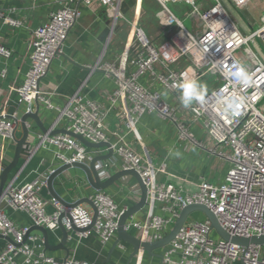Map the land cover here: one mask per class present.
Instances as JSON below:
<instances>
[{"label": "built area", "instance_id": "obj_1", "mask_svg": "<svg viewBox=\"0 0 264 264\" xmlns=\"http://www.w3.org/2000/svg\"><path fill=\"white\" fill-rule=\"evenodd\" d=\"M94 1L113 13L112 28L124 17L119 11V0H66L57 11L32 31L29 43V68L23 83L17 90L18 104L25 107L24 113L34 111L38 102L47 110L57 113L55 123L46 133L34 134L30 145L25 148L24 166L41 150L53 151L58 166L36 176L23 184L17 178L4 185L0 195V236L8 237L0 249V264H95L74 257L57 260L48 256L43 238L30 231L31 227H43L56 232L57 220L62 212L69 218H62V225L71 231V225L85 229L91 225L92 211L82 205L63 208L50 198L46 200L41 192L46 189L47 179L59 166L70 163L88 164L95 156H101L99 149L90 150L79 141L65 134L51 132L60 126L66 132L81 136L93 143L111 144V158L95 164V171L101 181L108 179L116 161L121 170L135 171L146 189L147 205H157L161 215H152L145 223L129 220L127 231L136 229L140 239L152 242L163 238L178 218L181 209L189 205H202L214 214L219 226L230 237L251 238L264 235V115L258 105L264 101V59L250 43L256 39L264 42V25L249 34L242 33L238 23L227 9L228 2L236 9H243L249 0H212L207 6L197 5L198 0H156L168 14L177 32L186 40L190 52V63L182 69L170 68V63L161 50L156 48L144 28L136 23L130 24L131 40L129 48L133 54L125 72L113 63L98 62L89 70H100L112 78L116 89L108 96L110 106L104 108L87 98L79 87L63 107L51 104L48 94L39 90L40 80L46 75L52 60L62 52V47L70 28L81 17L80 6H90ZM185 3L196 15L199 26L195 33L187 31L182 22L168 8V3ZM15 9L4 12L0 9V22L12 28H19L22 21L14 17ZM211 38V39H209ZM245 48L249 64L238 57ZM10 49L0 43V78L7 75V61ZM237 64L243 65L252 76L247 88L241 86L230 72ZM156 66L160 71H156ZM216 77L211 89L200 82L206 75ZM143 76L157 82L162 91L157 92L139 83ZM220 80V83H218ZM196 81L203 84V99H192L185 107L181 102V83ZM168 93L176 102L171 106L163 98ZM244 97V103H238ZM124 101V127L132 132L139 120L146 114H155L169 121L176 129L177 139L194 147L205 150L229 164L225 178L220 184L201 180L196 190L185 192L180 186L158 181L160 174H166V165L153 166L150 160L137 154L124 140L117 136L111 143L105 128V119L118 101ZM233 107L228 109L227 106ZM182 112V113H180ZM181 114V115H180ZM189 115L192 123H199L205 131L212 147L207 148L195 139L190 125L183 118ZM179 116L182 119H179ZM17 114L6 117L0 114V174L4 166V147L2 140L13 141L16 132ZM27 127L33 129L31 124ZM106 149V148H105ZM109 149H106L108 152ZM70 153L67 156L65 153ZM133 198L138 202L140 190L134 187ZM97 217L90 230L73 233L78 240L94 235L102 246L111 242L117 232L119 216L127 209H119L113 199L104 191H94L89 196ZM51 205L53 210L47 211ZM21 212L28 216L31 226H15L6 210ZM151 230V236L146 233ZM214 230L208 219L203 221L187 220L175 238L164 249L161 264H264V244L238 246L222 238H210ZM72 234V233H71ZM70 234V238H71ZM219 236V235H218ZM138 237V238H139ZM177 256L176 260H173Z\"/></svg>", "mask_w": 264, "mask_h": 264}, {"label": "crops", "instance_id": "obj_2", "mask_svg": "<svg viewBox=\"0 0 264 264\" xmlns=\"http://www.w3.org/2000/svg\"><path fill=\"white\" fill-rule=\"evenodd\" d=\"M65 1L0 0V9L4 12L15 9L13 16L23 23L19 28H12L0 22V43L12 52L7 61V75L4 79L0 78V114L6 117L17 114L19 118L23 115L25 107L18 104L17 90L23 83L29 68V43L32 31L45 22L51 13L60 9ZM119 2V11L124 20H119L114 28H112L113 13L109 9L102 7L96 1L88 7L80 6L81 17L70 28L62 52L52 60L46 75L39 83V90L48 94L52 105L63 107L67 99L79 87H82L81 91L87 98L104 108L110 106L108 96L116 89L113 79L100 70L90 71L89 68L98 62H107L115 64L125 72L130 69L128 61L133 51L128 46L131 40L130 24L132 23L144 28L153 45L161 50L170 63V68L182 69L190 63L191 56L186 40L177 32L168 14L156 0H119ZM157 13L160 14L157 15ZM156 71H160L158 66H156ZM139 83L153 91H162L160 85L149 76L141 77ZM162 98L171 106H176L170 94L162 93ZM124 107L125 102L118 101L105 119L109 141L116 142L117 136H123L127 145L143 158L150 160L153 166L164 163L166 174H160L158 181L180 186L185 192L195 191L201 180H206L211 184L223 182L229 169L227 162L210 155L203 149L179 141L174 125L155 114L144 115L134 130L127 132L124 127ZM56 116L57 113L54 110H47L40 106L39 118L47 130L53 127ZM183 120L190 125V131L197 141L202 142L207 148L212 147V141L209 140L199 123H192L189 115ZM29 122L34 134L41 133L35 129L32 121ZM56 129L61 130L62 128L57 126ZM21 136V130L17 128L15 138L19 139ZM1 144L4 147L2 165L5 168L12 161L15 144L10 140H2ZM99 151L103 155L107 154L105 148ZM65 154L69 156L70 153ZM57 166L53 151H38L25 166L22 157L17 166L9 172L5 185L14 177L17 178L16 183L18 184L29 182ZM119 170H121L120 162L116 161L111 174ZM134 187H138V184L133 177L129 176L115 182L104 192L113 199L120 210H123L135 204L136 200L132 195ZM54 188L58 195L68 202L89 197L94 193L84 174L78 169H71L59 176L54 183ZM41 195L46 200L50 199L47 189H43ZM52 210L53 207L49 205L47 211ZM6 214L17 227L32 225L24 213L7 209ZM152 215H161L157 205L145 207L131 220L145 223ZM191 215L190 218L193 217L191 221H199L203 218L202 215L195 213ZM131 232L137 237L141 236L136 229H132ZM168 232L169 230L166 234ZM34 233L41 236L39 232ZM151 234V230L146 233L148 236ZM60 239L59 231L50 232L49 244L51 246H56ZM115 239L116 236L107 245L102 246L94 235L78 240L72 233L67 243L70 250L69 258L74 257L90 263L103 264ZM4 245L5 240L0 239V249ZM164 251V249L154 251L156 256L139 252L135 258L130 259L131 246L121 242L106 264H161V258L157 255L162 256ZM46 254L57 260H63L67 256V253L61 249L46 251ZM176 259L177 256H174L173 260ZM21 261L22 258L18 257L17 262L21 264Z\"/></svg>", "mask_w": 264, "mask_h": 264}, {"label": "water", "instance_id": "obj_3", "mask_svg": "<svg viewBox=\"0 0 264 264\" xmlns=\"http://www.w3.org/2000/svg\"><path fill=\"white\" fill-rule=\"evenodd\" d=\"M39 111H40V105L38 102L34 103V111L23 114L19 121L16 123V129L20 128L22 136L19 139H16L14 137L13 141L15 144L14 149V155L12 158V161L4 168V170L0 174V195L3 191L7 176L9 172L15 168L18 164V162L22 159L24 156L25 148L30 145V139L34 135L33 129H30L27 127V124H29V121H32L35 124V129H38L41 133H46L48 130L43 126L40 118H39ZM53 135L55 134H65L70 137H73L77 141H79L84 147L90 150L95 149H101L106 148L109 149L107 154L101 155V156H95L88 164H82V163H70V164H64L59 166L52 174L49 175L46 183V189L48 191V194L50 198L58 202L63 208H74L78 205H82L86 208H89L92 211V220L91 225L85 229H78L71 225V231H67L64 226L62 225V218L66 217L69 218V214L66 212H62L57 220V230L61 234L60 242L56 246H51L49 244V236L50 231L43 227H31V232H39L43 238L45 251H52L56 249H61L67 253V256L69 257V248L67 246L68 240L70 239L71 233H77V232H84L87 230H90L93 227V224L96 220L97 213L96 209L89 199V197H85L82 199H79L74 202H68L64 199H62L58 193L56 192L54 188V183L59 176H61L63 173L71 170V169H78L82 171L84 174L87 183L94 191H105L107 190L111 185H113L115 182L122 180L126 177H133L140 189V198L138 202H136L134 205L130 206L125 212H123L117 221V232H116V239L113 242L112 246L108 250L107 258L103 264H106L110 261L111 255L115 248L120 244L121 242L131 246L132 252L130 255V259L135 258L139 252H143L149 256H156L154 251L156 250H162L167 247V245L175 238L181 227L186 223V221L190 218L191 214L200 212L202 213L206 219L209 220L211 223V228L219 235L220 238H222L224 241H228L232 244L247 247L249 245H263L264 244V235L261 236H253L251 238H239V237H230L222 228L219 226L216 217L212 212H210L207 208H205L202 205H189L185 208L181 209L178 215V218L175 220L174 225L169 230L168 234H166L163 238L157 240L148 242L145 240H141L136 235H134L132 232L127 231L125 228L126 223L134 217L137 213L142 211L146 205H147V194L146 189L143 186L140 177L135 171L131 170H119L117 172H114L108 179L101 181L97 175V172L95 171V164L99 161H105L111 158L113 155V150L110 149L111 144L109 142L106 143H98L93 144L86 140H84L81 136L75 135L71 132H66L64 130H54L51 132ZM0 239L2 237L0 236ZM5 241L12 243V240L8 237L4 238ZM159 258H162L161 255H157Z\"/></svg>", "mask_w": 264, "mask_h": 264}, {"label": "rangeland", "instance_id": "obj_4", "mask_svg": "<svg viewBox=\"0 0 264 264\" xmlns=\"http://www.w3.org/2000/svg\"><path fill=\"white\" fill-rule=\"evenodd\" d=\"M208 2L211 3L212 0H198L197 5L202 4L207 6ZM225 5L232 14L235 21L238 23L242 33L249 34L250 32L257 30L264 25V0H249L247 6L243 9H236L228 2H225ZM168 8L171 10L174 16L182 22V25L187 31L191 33L196 32V28L199 26V20L196 15L191 13L192 9L189 5L185 3L169 2ZM159 14L160 13H157V15ZM250 46L258 50L261 58L264 59V42L261 39H256L254 43H250ZM238 57L243 62V64L250 63L247 56V50L245 48L238 52ZM200 82L204 83L208 89L211 88L213 84L217 83L216 77L208 74L203 80H200ZM218 83H220V80H218ZM258 109L264 115V101L258 105ZM179 119H182V117L179 116ZM195 214L203 216V218L199 221H203L205 219V216L202 213L196 212ZM189 220H193V217L189 218ZM218 237L219 236L215 231H213L210 235V238L213 240L218 239Z\"/></svg>", "mask_w": 264, "mask_h": 264}, {"label": "clouds", "instance_id": "obj_5", "mask_svg": "<svg viewBox=\"0 0 264 264\" xmlns=\"http://www.w3.org/2000/svg\"><path fill=\"white\" fill-rule=\"evenodd\" d=\"M211 39V38H209ZM241 86L247 88L252 83V76L248 70L241 64H237L235 71L229 73ZM179 87L182 89L181 102L185 107H188L194 98L197 101L203 99V85H197L196 81H188L181 83ZM244 97H240L238 103L242 105L244 103ZM233 107L232 104L227 106L228 109Z\"/></svg>", "mask_w": 264, "mask_h": 264}]
</instances>
